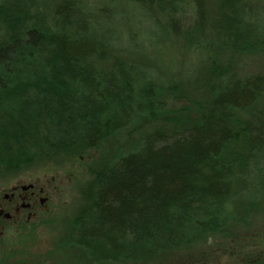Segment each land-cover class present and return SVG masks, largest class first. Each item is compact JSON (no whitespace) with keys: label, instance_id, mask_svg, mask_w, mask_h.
<instances>
[{"label":"trees","instance_id":"1","mask_svg":"<svg viewBox=\"0 0 264 264\" xmlns=\"http://www.w3.org/2000/svg\"><path fill=\"white\" fill-rule=\"evenodd\" d=\"M179 39L215 77L183 122L153 56ZM263 48L264 11L249 0H0V173L94 148L135 120L175 121L96 173L65 243L124 264L223 236L264 202V76L226 59Z\"/></svg>","mask_w":264,"mask_h":264},{"label":"rangeland","instance_id":"2","mask_svg":"<svg viewBox=\"0 0 264 264\" xmlns=\"http://www.w3.org/2000/svg\"><path fill=\"white\" fill-rule=\"evenodd\" d=\"M249 2L259 5L264 11V0ZM122 10L121 27L129 29L132 15L125 12L126 9ZM153 56L159 60V77L162 76L165 82L172 81L177 87L173 92L175 98L167 101V109L175 111L187 108L180 112L181 122L186 118H196L197 110L205 106L208 99L206 81L211 79L212 84L215 77L208 78L204 65L198 63L183 39ZM135 58L140 59L138 56ZM226 60L231 63L232 70L240 75L264 76V48L257 52L235 54ZM257 106L264 107V92ZM178 125L175 121L166 122L162 119L135 120L130 127L94 148L80 146L69 154L50 160L35 159L0 173V180L8 177L23 183L44 176V180L51 179L53 186H56L52 203L40 223L24 226L15 233L11 231L7 239L10 241L0 242V264H115L94 259L85 248L66 244L69 224L88 206L90 189L98 171L117 156L136 148L141 134L156 129L170 132L177 129ZM246 186L241 179L235 185L240 207ZM11 242L15 245H11ZM124 264H264V202L253 210L243 224L233 226L223 236L143 262Z\"/></svg>","mask_w":264,"mask_h":264},{"label":"flooded vegetation","instance_id":"3","mask_svg":"<svg viewBox=\"0 0 264 264\" xmlns=\"http://www.w3.org/2000/svg\"><path fill=\"white\" fill-rule=\"evenodd\" d=\"M43 178L37 176L26 183L8 177L0 180V242L7 241L11 231L39 224L47 213L56 186Z\"/></svg>","mask_w":264,"mask_h":264}]
</instances>
